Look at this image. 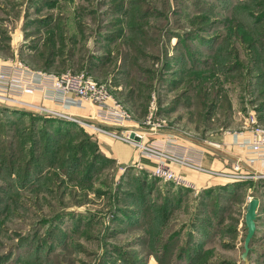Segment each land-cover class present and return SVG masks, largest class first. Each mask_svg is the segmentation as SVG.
<instances>
[{"label":"rangeland","instance_id":"1","mask_svg":"<svg viewBox=\"0 0 264 264\" xmlns=\"http://www.w3.org/2000/svg\"><path fill=\"white\" fill-rule=\"evenodd\" d=\"M0 60L86 73L128 126L154 111L193 145L264 126V0H0ZM112 142L128 144L0 107V264H264V179L176 187L120 164Z\"/></svg>","mask_w":264,"mask_h":264},{"label":"built area","instance_id":"2","mask_svg":"<svg viewBox=\"0 0 264 264\" xmlns=\"http://www.w3.org/2000/svg\"><path fill=\"white\" fill-rule=\"evenodd\" d=\"M0 107L62 119L122 140L154 164L152 177L176 187L196 188L189 172L240 180L249 177L238 173L247 168L254 177L264 179V171L253 168L256 163L264 165V126L255 119L236 134L235 146L244 156L232 164L230 173H225L206 168L203 164L206 152L187 147L177 135L166 133V121L155 118L154 111L145 130L128 126L131 121L128 108L114 96L107 83L98 82L86 73L38 71L20 60H0ZM133 134L139 142L132 138Z\"/></svg>","mask_w":264,"mask_h":264},{"label":"crops","instance_id":"3","mask_svg":"<svg viewBox=\"0 0 264 264\" xmlns=\"http://www.w3.org/2000/svg\"><path fill=\"white\" fill-rule=\"evenodd\" d=\"M179 139L181 143L187 147L206 152L203 164L208 169H214L216 171L225 169L230 170L237 158L243 155V153L240 155L241 151L235 146L237 135H229V137H225L224 139H215L204 146L193 145V143L182 137H179ZM115 142H112L111 152L120 164L130 165L131 163H138L144 169H149L151 171L154 164L146 157H142L135 147ZM253 168L257 171H264V165L259 163L253 165ZM188 175L191 178L195 177L194 173L189 172Z\"/></svg>","mask_w":264,"mask_h":264},{"label":"water","instance_id":"4","mask_svg":"<svg viewBox=\"0 0 264 264\" xmlns=\"http://www.w3.org/2000/svg\"><path fill=\"white\" fill-rule=\"evenodd\" d=\"M6 110H11V111H17L15 109H9V108H4ZM132 138L139 142V138L136 137L134 134L132 135ZM260 201L258 199H251L248 207H247V212L245 216V225L247 229V235L244 241V248L245 252L242 255V259L245 261L249 252H250V244L256 234L257 231V219H258V208H259Z\"/></svg>","mask_w":264,"mask_h":264},{"label":"trees","instance_id":"5","mask_svg":"<svg viewBox=\"0 0 264 264\" xmlns=\"http://www.w3.org/2000/svg\"><path fill=\"white\" fill-rule=\"evenodd\" d=\"M17 112V111H16Z\"/></svg>","mask_w":264,"mask_h":264}]
</instances>
